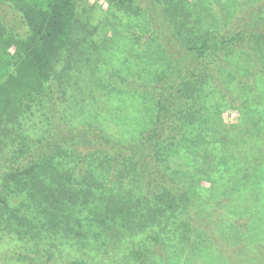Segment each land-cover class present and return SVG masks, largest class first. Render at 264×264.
I'll list each match as a JSON object with an SVG mask.
<instances>
[{
  "label": "trees",
  "instance_id": "1",
  "mask_svg": "<svg viewBox=\"0 0 264 264\" xmlns=\"http://www.w3.org/2000/svg\"><path fill=\"white\" fill-rule=\"evenodd\" d=\"M111 1L127 11H151L140 6L139 0ZM151 1L157 13L164 16L170 38L154 42L163 46L164 55L149 56L146 61L148 70L154 71L156 60L165 56L164 66L153 73L151 80L155 96L150 122L139 129L135 123L136 135L139 133L135 137L125 129L127 123H112L117 111L114 98L119 92L110 90L106 93L109 97L95 95L100 113L88 115L93 122L76 127L74 134L58 129L62 141L3 174L0 244L22 238H51L44 264L53 261L54 249L62 255L84 251L95 256L104 254L116 263L125 256L131 264H264V189L256 187L253 165V160L258 164L264 153L263 143L257 142L260 128H255L249 140L229 130L222 135L215 122L216 110L209 111L206 105L213 93L208 80L215 77L219 53L237 56L236 51L246 45L258 47L264 31L253 36L247 29L250 34L247 38L243 35V47L239 49L234 47L235 35L218 40L206 36L194 42L182 34L186 27L175 16L176 2L173 7L172 0ZM0 3L15 10L23 28L21 31L0 17L1 144L4 125L30 112L37 101L45 100L54 125L64 128L67 115L62 95L76 97V91L82 93L87 84L68 82L55 68L61 51L70 43L75 0ZM249 38L248 43L245 40ZM145 40L146 36L138 38L139 44ZM184 41L188 44L178 48ZM114 66L110 59L106 69L113 88L128 84L114 72ZM146 66L138 69L145 70ZM142 89L148 90L146 86ZM90 97L81 94L82 100ZM254 102L264 103L262 99L261 103ZM109 115L110 120L104 119ZM73 123L75 126L77 122ZM66 128L71 130L68 125ZM74 137L97 143L99 154L87 152L84 157L89 156L95 168H104L107 176H113L111 187L95 179L94 170L87 166L78 169V173L84 170L82 176L65 167L62 143ZM257 148L262 152L254 155ZM182 157L189 159L183 166L178 163ZM163 163L169 172H161L163 175L156 178L158 165ZM249 190H254L253 213L242 217L239 224L226 223L217 228V211L222 203L238 205L240 192L247 194ZM208 196L212 198L208 200ZM19 256L32 263L31 256ZM69 264L89 263L82 258Z\"/></svg>",
  "mask_w": 264,
  "mask_h": 264
},
{
  "label": "rangeland",
  "instance_id": "2",
  "mask_svg": "<svg viewBox=\"0 0 264 264\" xmlns=\"http://www.w3.org/2000/svg\"><path fill=\"white\" fill-rule=\"evenodd\" d=\"M139 1L140 6H146L151 11L148 13L143 8L127 11L116 7L111 0H75V19L70 32V43L61 51L55 68L58 76L68 82L79 85L83 81L87 84L82 91L91 97L82 100L83 92L78 91L76 97L70 98L68 93L62 95V108L67 115L64 128L62 124L54 125L51 109L45 100L37 101L30 112L24 113L16 121L6 123L5 134L1 135L0 144V182L9 168L47 151L49 145L53 146L56 142L62 141L63 137L58 133V129L63 133L69 131L70 134H74L76 127L86 126L89 121L93 122L94 118L90 120L88 115L92 112L100 113L96 107L97 98L94 97L97 94L107 95L110 90L114 93L119 92L118 97L114 98L117 111L112 123L116 125L120 120L124 124L127 123L125 129L133 135L135 133V137H138L139 133L136 135L134 127L137 125L139 129L150 122L155 96L151 89L154 85L151 80L153 73L164 66L165 56L156 60L153 66L157 68L154 71L148 70L146 61L149 56L153 58L155 55H164L163 46L154 42L163 43L169 40L170 35L168 25L163 22L164 16L157 13L152 1ZM175 2L177 3L173 8L175 16L178 21L184 22L186 27L182 34L194 42L206 36H213L218 40L235 35L237 42L234 47L239 49L243 47V42H240L243 35L247 38L248 34L253 32V36H260L264 31V0H180V2L172 0L170 5L173 6ZM0 17L22 31L17 13L5 3H0ZM247 29L250 32L246 31ZM139 36H146L142 44H139ZM248 40L250 38L245 41L249 43ZM148 43H151L149 48ZM187 44L188 42L184 41L177 47H184ZM175 52L176 47L173 53ZM219 54V62L215 64L217 71L213 72L215 77L211 80L208 76V86L213 93L211 92V97L206 101L209 111L216 110L218 118L215 122L218 130L222 135H226L228 130L233 131L249 140L254 137V130L258 127L261 135L257 142L263 143L264 147V103L260 102L261 99L264 102V40L258 47L244 46L241 51H236L237 56L225 57L221 52ZM110 59L116 65L114 72L121 79L128 81V84L113 88L109 79L110 72L108 73L106 69L110 67ZM144 66L145 70L138 69ZM144 86L148 88L145 92L142 89ZM71 87L76 89V85ZM254 101L262 105H257ZM104 119L110 120V115ZM74 120L77 122L75 126ZM67 125L71 130L66 128ZM220 132L217 134L218 137ZM120 134L121 137L125 136L124 132ZM62 146L64 148L62 161L65 167L73 168L77 176H82L80 173L84 170L78 173V169H85L87 166L88 170H94L95 179L98 177L104 186L111 187L113 176H107L104 168H95L97 165L93 166L95 162H92L89 156L84 157L87 152L96 151V154H99L95 141H82L74 137L68 138ZM260 148L253 151L254 155L262 152ZM180 159L182 161L178 163L181 166L189 162L185 157ZM253 165L258 178L256 187L264 189V153L258 164L255 159L253 160ZM157 169L159 170L156 178L163 175L161 172H169L164 163L158 165ZM152 180L156 181L155 178ZM208 197V200L212 198ZM253 198L254 190H249L247 194L241 191L236 202L238 205L231 206L228 203L224 205L223 202L217 211V228L226 223L239 224L242 217L252 214ZM49 240L52 239L22 238L18 241L9 240L7 244L1 243L0 264H30L25 258L20 257V254L31 256V264H44ZM82 258L89 264H131L125 256L122 257L121 263H116L106 259L104 254L95 256L84 251L76 254L64 252L62 255L57 249H54V258L50 264H69L73 259ZM208 264L220 263L209 261Z\"/></svg>",
  "mask_w": 264,
  "mask_h": 264
}]
</instances>
